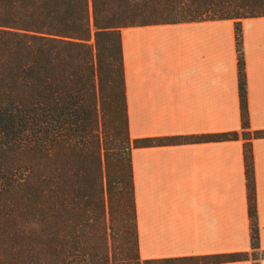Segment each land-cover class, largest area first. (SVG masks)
Wrapping results in <instances>:
<instances>
[{"label":"trees","instance_id":"trees-1","mask_svg":"<svg viewBox=\"0 0 264 264\" xmlns=\"http://www.w3.org/2000/svg\"><path fill=\"white\" fill-rule=\"evenodd\" d=\"M259 16L264 0H0V264H142L131 153L181 138H131L121 29L215 19L235 21L241 132L194 138L243 139L251 251L205 260L259 264L241 28Z\"/></svg>","mask_w":264,"mask_h":264},{"label":"crops","instance_id":"crops-1","mask_svg":"<svg viewBox=\"0 0 264 264\" xmlns=\"http://www.w3.org/2000/svg\"><path fill=\"white\" fill-rule=\"evenodd\" d=\"M234 22L121 29L131 138H181L131 153L142 264L181 257L190 258L186 264H253L205 260L251 251L243 139L194 138L241 132ZM241 28L249 126L264 130V16L241 19ZM251 149L264 250V138L252 139Z\"/></svg>","mask_w":264,"mask_h":264}]
</instances>
